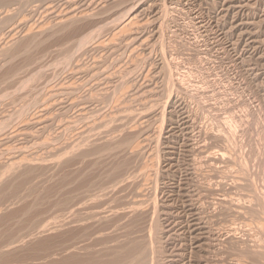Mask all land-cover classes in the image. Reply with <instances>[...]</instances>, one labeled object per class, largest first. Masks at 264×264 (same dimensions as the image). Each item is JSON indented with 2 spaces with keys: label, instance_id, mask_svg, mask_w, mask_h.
Instances as JSON below:
<instances>
[{
  "label": "rangeland",
  "instance_id": "rangeland-1",
  "mask_svg": "<svg viewBox=\"0 0 264 264\" xmlns=\"http://www.w3.org/2000/svg\"><path fill=\"white\" fill-rule=\"evenodd\" d=\"M0 122V264H264V0H0Z\"/></svg>",
  "mask_w": 264,
  "mask_h": 264
},
{
  "label": "bare ground",
  "instance_id": "bare-ground-1",
  "mask_svg": "<svg viewBox=\"0 0 264 264\" xmlns=\"http://www.w3.org/2000/svg\"><path fill=\"white\" fill-rule=\"evenodd\" d=\"M71 19H72V18H71ZM131 21H132V20H131ZM123 22H124V21H123ZM63 25H64V24H63ZM120 26H121V25H120ZM62 29H63V28H62ZM85 37H86V36H85ZM82 45H83V44H82ZM127 45H128V44H127ZM165 65H166V64H165ZM166 66H167V65H166ZM170 70H171V69H170ZM168 72H169V71H168ZM176 74H177V73H176ZM181 74H182V73H181ZM167 78H168V77H167ZM175 78H176V77H175ZM179 79H180V78H179ZM169 81H170V80H169ZM195 85H196V84H195ZM174 87H175V86H174ZM199 88H200V87H199ZM172 89H173V88H172ZM130 90H131V89H130ZM174 93H175V92H174ZM183 93H184V92H183ZM116 95H117V94H116ZM131 95H132V94H131ZM111 100H112V99H111ZM124 103H125V102H124ZM24 109H25V108H24ZM125 109H127V108H125ZM22 110H23V109H22ZM26 111H27V110H26ZM0 123H1V122H0ZM5 124H6V123H5ZM0 125H1V124H0ZM131 140H132V139H131ZM124 143H125V142H124ZM121 144H123V143H121ZM129 144H130V142H129ZM123 146H124V144H123ZM117 147H118V145H117ZM98 148H99V147H98ZM113 148H114V147H113ZM119 148H120V147H119ZM72 149H73V148H72ZM127 149H128V148H127ZM106 151H107V150H106ZM99 155H100V154H99ZM75 156H76V155H75ZM101 157H102V156H101ZM73 158H74V157H73ZM76 158H77V157H76ZM116 158H117V157H116ZM84 159L86 160V157H84ZM106 160H107V159H106ZM128 161H129V160H128ZM130 161H131V162H130V164H131V163H132V160H130ZM126 163H127V162H125V164H126ZM120 165L122 166V163H121ZM115 166H116V165H115ZM118 166H119V165H118ZM123 166H124V162H123ZM131 166H132V165H131ZM131 166L129 165V166H127V167L130 168ZM116 167H117V166H116ZM119 167H120V166H119ZM127 167H125V168H127ZM121 168H122V167H121ZM145 168H146V167H145ZM117 169H118V168H117ZM117 169H116V170H117ZM119 169H120V168H119ZM123 169H124V168H123ZM129 170H130V169H129ZM120 171H121V170H120ZM126 171H127V170H126ZM129 172H130V171H129ZM26 173H27V172H26ZM115 173H116V172H115ZM123 173H125V172H123ZM113 174H114V173H113ZM129 174H132V173H129ZM110 175H111V174H110ZM110 175H108V178H107V179H109V176H110ZM114 175H115V174H114ZM116 176H117V174H116ZM123 176H124V178H122ZM123 176H122L121 178H122L123 180H124V179L126 180V179H127L126 175L123 174ZM127 176H128V175H127ZM129 176H130V175H129ZM131 176H132V175H131ZM110 177H111V176H110ZM114 177H115V176H114ZM114 177H113V178H114ZM125 177H126V178H125ZM115 178H116V177H115ZM119 178H120V177H119ZM130 178H131V177H130ZM112 180H113V179H112ZM116 180H117V179H116ZM113 181H114V180H113ZM118 181H120V179H119ZM118 181H117V182H118ZM117 182H116V183H117ZM120 182H121V181H120ZM125 182H127V181H125ZM112 183H113V182H112ZM112 183H111V184H112ZM114 183H115V182H114ZM118 184H119V183H118ZM118 184H117L116 186H118ZM120 184H121V183H120ZM124 184H125V183H124ZM122 185H123V183H122ZM130 185H131V184H130ZM113 186H114V184H113ZM108 187H109V186H108ZM114 188H115V187H114ZM116 188H117V187H116ZM118 188H119V187H118ZM128 188L130 189V187H128ZM128 188H127V189H128ZM107 189H110V188H107ZM112 189H113V188H112ZM122 189H123V188H122ZM122 189H120V190H122ZM125 189H126V188H125ZM106 191H107V190H106ZM120 192H121V191H120ZM128 192H129V191H128ZM131 192H132V191H131ZM117 193H118V192H117ZM118 195H119V194H118ZM129 195H130V194H129ZM120 196H121V195H120ZM120 196H119V197H120ZM124 197H125V196H124ZM90 198H91V197H90ZM101 198H102V197H101ZM127 198H128V196H127ZM127 198H126V199H127ZM71 199H72V198H71ZM71 199H70V200H71ZM115 199H116V198H115ZM122 199H123V198H122ZM129 199H130V198H129ZM129 199H128V200H129ZM119 200H121V199H119ZM124 200H125V199H124ZM87 201H88V200H87ZM117 201H118V200H117ZM125 201H126V200H125ZM131 201H132V199H131ZM68 202H69V201H68ZM119 202H120V201H119ZM129 202H130V201H129ZM129 202H128V203H129ZM70 203H71V202H70ZM87 203H88V202H87ZM94 203H95V202H94ZM113 203H114V202H113ZM120 203H121V202H120ZM73 204H74V203H73ZM76 204H77V203H76ZM105 204H106V203H105ZM122 204L124 205V203H122ZM122 204H121V205H122ZM130 204H132V203H130ZM111 205H114V204H111ZM74 206H75V204H74ZM118 206H119V205H118ZM77 207H78V206H77ZM79 207H80V206H79ZM101 207H102V205H101ZM107 207H108V205H107ZM128 207H129V206H128ZM93 208H94V207H93ZM103 208H104V207H103ZM105 208H106V207H105ZM110 208H111V207H110ZM122 208L126 209L125 207H122ZM68 209H69V208H68ZM74 209H75V208H74ZM101 209H102V208H101ZM107 209H108V208H107ZM127 209H128V208H127ZM127 209H126V211H127ZM129 209H130V208H129ZM84 210H85V209H84ZM94 210H95V209H94ZM94 210H93V211H94ZM96 210H98V209H96ZM113 210H114V209H113ZM113 210H111V211L108 210V212H112ZM116 210H117V209H116ZM116 210H115V211H116ZM118 210H119V208H118ZM118 210H117V211H118ZM73 211H74V210H73ZM75 211H76V210H75ZM128 211H129V210H128ZM128 211H127V212H128ZM96 212H97V211H96ZM102 212H103V211L101 210V213H102ZM104 212L106 213V211H104ZM113 212H114V211H113ZM113 212H112V214H113ZM123 212H125V211H123ZM127 212H126V213H127ZM77 213H78V212H77ZM79 213H80V212H79ZM98 213H99V212H98ZM105 213H104V214H105ZM115 213H116V212H115ZM119 213H120V212H119ZM75 214H76V213H75ZM123 214H124V213H123ZM70 215H71V214H70ZM72 215H73V214H72ZM72 215H71V216H72ZM76 215H77V214H76ZM78 215L80 216V214H78ZM81 215H82V214H81ZM85 215H86V214H85ZM88 215H89V213H88ZM98 215H99V214H98ZM100 215H103V214H100ZM117 215H118V214H117ZM125 215H126V214H125ZM129 215H130V214H129ZM73 216H74V215H73ZM91 216H92V215H91ZM121 216H122V215H121ZM121 216H120V217H121ZM75 217H76V216H75ZM83 217H84V216H83ZM83 217L80 216V218H83ZM95 217H96V216H95ZM24 218H25V217H24ZM65 218H66V217H65ZM67 218H68V217H67ZM71 218H73V217H71ZM71 218H70V219H71ZM77 218H78V217H77ZM96 218H97V217H96ZM98 218H99V217H98ZM103 218H104V217H103ZM126 218H127V217H126ZM16 219H17V218H16ZM41 219H42V218H41ZM74 219H75V218H74ZM90 219H91V218H90ZM104 219H105V218H104ZM122 219H123V218H122ZM127 219H128V218H127ZM129 219H130V218H129ZM21 220H22V219H21ZM78 220H79V219H78ZM80 220H81V219H80ZM84 220H85V219H84ZM84 220H83V221H84ZM92 220H93V219H92ZM87 221H88V220H87ZM95 221H97V219H96ZM100 221H101V220H100ZM118 221H119V220H118ZM125 221H126V220H125ZM26 222H27V221H26ZM39 222H41V221H39ZM73 222H76V221L74 220ZM78 222H80V221H78ZM120 222H122V221H120ZM123 222H124V221H123ZM130 222H131V221H130ZM71 223H72V222H71ZM87 223H89V222H87ZM35 224H36V223H35ZM81 224H82V222H81ZM85 224H86V223H85ZM33 225H34V224H33ZM46 225H48V224H46ZM76 225L78 226V223H77ZM37 226H38V225H37ZM44 226H45V225H44ZM72 226H73V225H72ZM79 226H80V225H79ZM86 226H87V225H86ZM86 226H85V227H86ZM96 226H97V225H96ZM30 227H31V225H30ZM33 227H34V226L31 227V230L33 229ZM87 227H88V226H87ZM27 228H28V227H27ZM75 228H76V227H75ZM124 228H125V227H124ZM11 229H12V228H11ZM34 229H36V227H35ZM67 229H68V228H67ZM73 229H74V228H73ZM103 229H104V228H102V230H103ZM113 229H114V228H113ZM125 229H126V228H125ZM69 230H72V229H69ZM84 230H85V229H84ZM87 230H88V228H87ZM90 230H91V229H90ZM102 230H101L100 232H102ZM105 230H106V228H105ZM127 230H128V229H127ZM13 231H14V230H12V232H13ZM17 231H18V230H17ZM72 231H73V230H72ZM80 231H81V230H80ZM82 231H83V230H82ZM115 231H116V230H115ZM9 232H11V231H9ZM12 232H11V233H12ZM28 232H29V231H28ZM51 232H52V231H51ZM75 232H76V230H75ZM83 232H84V231H83ZM87 232H88V231H87ZM108 232H109V231H108ZM127 232H128V231H127ZM131 232H132V231H131ZM14 233L16 234V232H14ZM45 233H46V232H45ZM70 233H71V232H70ZM70 233H69V235H70ZM85 233H86V232H85ZM93 233H94V232H93ZM98 233H99V232H98ZM7 234H8V233H7ZM18 234H19V233H18ZM73 234H74V233H73ZM87 234H88V233H87ZM128 234H130V233H128ZM128 234H127V235H128ZM34 235H36V234H34ZM74 235H75V234H74ZM89 235H90V234H89ZM97 235H98V234H97ZM138 235H139V234H138ZM4 236H5V235H4ZM7 236H8V235H7ZM18 236H19V235H18ZM21 236H22V235H21ZM76 236H77V235H76ZM87 236H88V235H87ZM90 236H91V235H90ZM92 236H93V234H92ZM98 236H99V235H98ZM98 236H97V237H98ZM120 236H121V235H120ZM128 236H129V235H128ZM142 236H143V235H142ZM14 237H15V236H14ZM70 237H71V236H70ZM79 237H80V236L78 235V238H79ZM85 237H86V236H84V238H85ZM3 238H5V237H3ZM6 238H10V237L8 236V237H6ZM120 238H121V237H120ZM131 238H132V237H131ZM1 239H2V238H1ZM10 239H11V238H10ZM72 239H74V238H72ZM76 239H77V238H76ZM80 239H81V238H80ZM88 239H90V237H89ZM91 239H93V237H92ZM117 239H118V238H117ZM6 240H7V239H6ZM11 240L13 241V239H11ZM29 240H30V239H29ZM74 240H75V239H74ZM125 240H126V238H125ZM125 240H124V241H125ZM128 240H130L129 237H128ZM150 240H151V239H150ZM4 241H5V240H4ZM14 241H15V240H14ZM16 241H17V240H16ZM27 241H28V240H27ZM70 241H71V240H70ZM75 241H76V240H75ZM78 241H80V240H78ZM82 241H83V240H82ZM82 241H80V242H82ZM86 241H87V240H86ZM86 241H84V242H86ZM98 241H99V240H98ZM98 241H97V242H98ZM118 241H119V240H118ZM118 241H116V242H118ZM120 241H121V240H120ZM126 241H127V240H126ZM24 242H25V241H24ZM92 242H93V241H92ZM99 242H100V241H99ZM111 242H112V241H111ZM132 242H133V240H132ZM7 243H9V242H7ZM10 243H11V242H10ZM16 243H17V242H16ZM22 243H23V242H22ZM100 243H101V242H100ZM124 243H126V242H124ZM129 243H131V242H129ZM139 243H140V241H139ZM143 243H144V242H143ZM143 243H142V241H141V245H142ZM81 244H82V243H81ZM97 244H98V243H97ZM135 244H136V243H135ZM137 244H138V242H137ZM0 245H1V244H0ZM4 245H5V244H4ZM95 245H96V243H95ZM107 245H108V244H106V246H107ZM117 245H118V243H117ZM117 245H116V246H117ZM120 245H121V244H120ZM138 245H139V244H138ZM138 245H136V246H138ZM144 245H145V244H144ZM10 246H12V245H10ZM10 246H9V247H10ZM88 246H89V245H88ZM102 246H103V245H102ZM106 246H103V247L105 248ZM2 247H3V246H2ZM5 247H6V246H5ZM70 247H71V246H70ZM120 247H123V245L120 246ZM120 247L115 248L117 251H114V252H115L114 257H113L112 259L109 258V259H111L112 261L110 260V262H108V263H103L104 261L100 260V259L102 258V256H101L100 259H99V258H96V259H99L102 263H99V261L97 260L96 262H94V264H95V263H96V264H97V263H98V264H122L123 258H124V257H126V258H127V257L130 258V257H131V253H132L133 250L131 249V245H130V248H129L128 246H127V247H123V248H125V254H121V253H120L121 251L119 250ZM134 247H135V246H134ZM138 247H139V246H138ZM143 247H144V246H143ZM67 248H68V247H67ZM73 248H74V247H73ZM73 248H72V249H73ZM75 248H76V247H75ZM95 248H96V247H95ZM99 248H100V247H99ZM104 248H103V249H104ZM140 248H141V247H140ZM4 249H5V248H4ZM7 249H8V248H7ZM69 249H71V248H69ZM103 249H102V250H103ZM105 249H106V248H105ZM115 249H114V250H115ZM135 249H136V248H135ZM138 249H139V248H138ZM9 250H10V249H9ZM73 250H74V249H73ZM98 250H99V249H98ZM102 250L100 249L98 252L100 253V251H102ZM106 250H107V249H106ZM106 250H105L106 253H108V252L110 251V250H109V251L107 252ZM142 250H143V249H142ZM69 251H70V250H69ZM112 251H113V250H112ZM122 251H124V249H123ZM15 252H16V251H15ZM72 252H74V251H72ZM75 252H76V251H75ZM86 252H87V250H86ZM89 252H90V251H89ZM96 252H97V251H96ZM103 252H104V250H103ZM133 252H134V251H133ZM146 252H147V251H146ZM146 252H145V253H146ZM153 252H154V251H153ZM2 253H3V252H2ZM13 253H14V252H13ZM68 253H69V252H68ZM99 253H98V254H99ZM101 253H102V252H101ZM101 253H100V254H101ZM106 253H105V254H106ZM142 253H143V252H142ZM145 253H144V254H145ZM154 253H155V252H154ZM0 254H1V253H0ZM72 254H73V253H72ZM72 254H71V256H72ZM88 254H89V253H88ZM94 254H96V253H94ZM98 254H97V255H98ZM109 254H110V253H109ZM135 254H136V253H135ZM135 254H134V255H135ZM137 254H138V253H137ZM137 254H136V255H137ZM1 255H2V254H1ZM85 255H86V253H85ZM85 255H84V256H85ZM68 256H69V255H68ZM82 256H83V254H82ZM91 256H92V255H91ZM91 256H90V257H91ZM93 256H94V255H93ZM95 256H96V255H95ZM103 256L105 257L106 255H103ZM132 256H133V255H132ZM138 256H139V255H138ZM140 256H141V255H140ZM140 256H139V258H140ZM144 256H145V255H144ZM144 256H143V257H144ZM85 257H88V256H85ZM96 257H97V256H96ZM98 257H99V256H98ZM66 258H67V257H66ZM72 258H73V257H72ZM72 258H71V259H72ZM78 258H79V256H78ZM88 258H89V257H88ZM134 258H136V257H134ZM134 258H133V259H134ZM80 259H81V257H80ZM82 259H83V258H82ZM82 259H81V260H82ZM94 259H95V258H94ZM124 259H125V258H124ZM130 259H131V258H130ZM137 259H138V257L136 258V260H137ZM145 259H146V258H145ZM76 260H78V259L76 258ZM76 260H75V264L78 263V261L76 262ZM88 260H89V259H88ZM88 260L86 259L87 262L90 261V260H89V261H88ZM103 260H104V259H103ZM127 260H128V259H127ZM146 260H147V259H146ZM148 260H149V259H148ZM68 261H70V260H67V259H66V262H68ZM72 261L74 262V260H72ZM72 261H71V262H72ZM83 261H84V260H83ZM133 261L136 263L135 260H133ZM140 261H141V260H140ZM73 262H72V264H73ZM87 262H86V263H87ZM90 262H93V261H90ZM143 262L145 263L144 260H143ZM56 263H58V262H56ZM79 263L81 264V261H80ZM138 263H140V262L138 261ZM144 263H143V264H144ZM51 264H53V262H51ZM54 264H55V263H54ZM68 264H70V263L68 262ZM82 264H84V262H83ZM92 264H93V263H92ZM126 264H132V260L129 261L128 263H126ZM140 264H142V262H141ZM156 264H157V263H156Z\"/></svg>",
  "mask_w": 264,
  "mask_h": 264
}]
</instances>
